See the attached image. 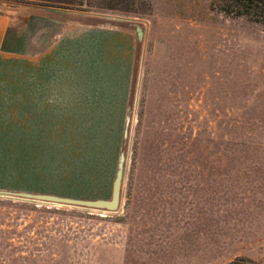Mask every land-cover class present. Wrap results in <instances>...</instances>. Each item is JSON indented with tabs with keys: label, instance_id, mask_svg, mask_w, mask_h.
I'll return each mask as SVG.
<instances>
[{
	"label": "rangeland",
	"instance_id": "1",
	"mask_svg": "<svg viewBox=\"0 0 264 264\" xmlns=\"http://www.w3.org/2000/svg\"><path fill=\"white\" fill-rule=\"evenodd\" d=\"M214 2L0 0L71 14L34 21L44 48L67 23L132 37L103 50L100 74L60 78L59 114L24 97L43 81L34 54L0 56L1 178L109 198L124 154L112 211L0 194V264H264V26ZM86 95L100 112L84 114Z\"/></svg>",
	"mask_w": 264,
	"mask_h": 264
},
{
	"label": "crops",
	"instance_id": "2",
	"mask_svg": "<svg viewBox=\"0 0 264 264\" xmlns=\"http://www.w3.org/2000/svg\"><path fill=\"white\" fill-rule=\"evenodd\" d=\"M28 11L10 7L0 10V56L22 59L27 58L29 54H34L40 63V69H42L43 81L40 82L41 84L38 90L34 92V95L27 93L24 94V97L29 98L30 96H34L38 101L35 103L42 109L41 113L43 114L65 113V110L57 109L72 107V103L67 101L72 97L58 93L60 90L57 85L60 78L63 76L69 78V76L76 74L83 68H86V72L91 75L100 74L101 69L104 68L98 61H102L103 50L105 48L111 49L112 44L115 45V49L120 46L122 47L132 37L124 32H117L116 30H109L107 28L86 27L87 25H84L86 23H82L83 25L79 26L74 25V23H67L57 34L55 40L44 48L41 42L44 35H41L39 24H36L44 22V19L46 20L47 18L60 22H70L71 14L48 9H33L30 12ZM31 15L36 16V20L33 19L34 17L31 18ZM104 64L107 65V63ZM113 66L116 65L114 64ZM61 90L67 89L63 88ZM104 92L100 91L102 96L98 94L101 99L105 96ZM36 93L38 94L36 95ZM95 93L97 94V90ZM121 98L123 99L124 97L121 96ZM127 99L128 96L127 98L125 96V102ZM91 103V97L86 95V106L88 107ZM97 103L98 106L104 108L103 111L106 113V102L100 100ZM128 109H126V112L124 111L123 137ZM91 112L98 113L100 110H92L88 107V110L84 111V114L87 116ZM90 123L91 121L87 119L86 126L89 129ZM0 187L10 190L59 194L56 190L45 189L40 185L33 186V183L30 185L25 179L21 180V178L16 177L9 179L0 177Z\"/></svg>",
	"mask_w": 264,
	"mask_h": 264
},
{
	"label": "water",
	"instance_id": "3",
	"mask_svg": "<svg viewBox=\"0 0 264 264\" xmlns=\"http://www.w3.org/2000/svg\"><path fill=\"white\" fill-rule=\"evenodd\" d=\"M139 32V29H138ZM129 117L125 118V129L124 137L127 135V124ZM124 168V154L121 152L118 157L117 169L115 176L113 177L110 197H97V198H81L69 195H60L54 193H44V192H32V191H21V190H3L0 189V194H7L11 196H17L21 198H28L34 200H42L46 202L53 203H64L75 206H86L93 208H102L109 211L115 210L120 202V189L122 183V174Z\"/></svg>",
	"mask_w": 264,
	"mask_h": 264
},
{
	"label": "trees",
	"instance_id": "4",
	"mask_svg": "<svg viewBox=\"0 0 264 264\" xmlns=\"http://www.w3.org/2000/svg\"><path fill=\"white\" fill-rule=\"evenodd\" d=\"M41 4L52 7L69 8V5H81V0H40ZM54 2L56 4H50ZM60 5H68L60 6ZM213 6L228 16L246 17L264 26V0H215ZM71 8V7H70ZM228 264H257L247 258H236Z\"/></svg>",
	"mask_w": 264,
	"mask_h": 264
}]
</instances>
